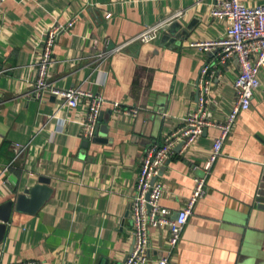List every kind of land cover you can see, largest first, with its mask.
Returning a JSON list of instances; mask_svg holds the SVG:
<instances>
[{
    "label": "crops",
    "instance_id": "0c3cea01",
    "mask_svg": "<svg viewBox=\"0 0 264 264\" xmlns=\"http://www.w3.org/2000/svg\"><path fill=\"white\" fill-rule=\"evenodd\" d=\"M219 0H5L0 10V204L12 201L0 264H123L133 247L130 201L146 148L178 129L195 107L201 69L214 71L207 118L224 119L235 101L239 63H219L217 49L196 41L222 37L211 16ZM248 6L264 0H241ZM76 22L54 48L49 81L105 98L103 120L86 144L87 100L70 108L60 96L31 94L44 35L56 21ZM177 23L178 44L130 43L149 27ZM100 58V54H108ZM118 106V107H116ZM136 108L137 115L125 113ZM118 109H121L118 110ZM108 130L102 132V127ZM208 127L165 162L160 203L177 217L204 176L215 137ZM177 146V145H176ZM175 146V148H176ZM50 180L35 213L16 210L20 194ZM264 70L207 177L168 264H264ZM150 262L168 254L167 226L150 229Z\"/></svg>",
    "mask_w": 264,
    "mask_h": 264
},
{
    "label": "built area",
    "instance_id": "2783aa9c",
    "mask_svg": "<svg viewBox=\"0 0 264 264\" xmlns=\"http://www.w3.org/2000/svg\"><path fill=\"white\" fill-rule=\"evenodd\" d=\"M4 1L0 0V10ZM211 16L227 22L224 35L211 41L193 42L192 46L205 51L217 49L219 63L223 65L233 58L237 59L240 70L234 81L235 101L223 120L214 122L207 118L211 78L214 71L209 64H205L201 69L195 107L183 117V124L178 129L168 134L162 142L150 144L144 152L135 184L136 193L131 198L129 208L133 247L123 264H148L151 251L150 229L163 226L169 229L170 250L167 255L160 257L156 264L169 263L170 251L172 252L179 243L196 203L206 193L207 177L213 164L220 156L222 147L232 133L239 115L251 107L254 92L260 86V73L264 70V4L248 6L241 0H219L212 6ZM75 22V18L67 22L56 21L47 29L43 38L41 55L36 63L37 76L31 94L41 99L45 93H53L63 98L70 108H76L82 98H85L87 112L82 121V136L86 140H91L96 133L106 102L105 98L79 87L60 89L49 81V71L54 62L53 55L57 40L62 33L73 28ZM164 26L160 23L149 27L134 37L130 43L152 41L156 39ZM99 56L107 58L109 53ZM118 110L121 111V109ZM137 112L136 108L125 111L134 116ZM208 127L217 128L219 133L213 141L212 151L204 164L205 174L194 178L192 194L174 218L172 212L160 203L164 193V184L158 179L161 168L174 154L176 145L182 142L184 148L189 146ZM154 178H156L155 181H153ZM19 264H34V262L26 261Z\"/></svg>",
    "mask_w": 264,
    "mask_h": 264
},
{
    "label": "water",
    "instance_id": "95a60500",
    "mask_svg": "<svg viewBox=\"0 0 264 264\" xmlns=\"http://www.w3.org/2000/svg\"><path fill=\"white\" fill-rule=\"evenodd\" d=\"M166 34L162 38L161 44L169 46L170 44H178L183 39L188 36L187 30H181L177 23L171 25H165L162 28ZM103 113H101L99 121L103 120ZM108 128L106 126L102 127V132H106ZM93 141H97L94 137ZM89 140H86L87 144ZM182 142H180L175 150L178 151L183 147ZM156 178L153 179L155 181ZM50 180L47 177H40L38 184L33 186L31 189L26 190L23 194H20L16 201V210L25 211L29 213H35L43 204L50 198L53 189L49 186ZM259 202H264V187L263 191L259 193ZM13 207L12 201H7L0 204V241L6 231L7 223L10 219V213Z\"/></svg>",
    "mask_w": 264,
    "mask_h": 264
}]
</instances>
